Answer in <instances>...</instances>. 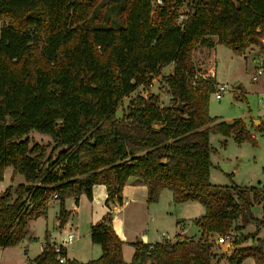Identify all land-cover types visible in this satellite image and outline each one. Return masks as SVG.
<instances>
[{
    "label": "trees",
    "instance_id": "16d2710c",
    "mask_svg": "<svg viewBox=\"0 0 264 264\" xmlns=\"http://www.w3.org/2000/svg\"><path fill=\"white\" fill-rule=\"evenodd\" d=\"M98 1L0 0V180L7 166H13L12 178L20 173L25 179L0 192V247L21 240L28 221L44 212L54 192L63 225L69 215L67 196L84 192L91 197L92 185L103 183L106 203H121L123 187L134 176V183L147 186L149 203L164 188L176 203H201L205 212L193 219L199 237L135 241L127 262L107 212L90 227L92 241L102 248L99 257L63 263L46 244L34 261L218 264L226 254L228 264L247 257L258 264L256 251L239 246L243 238L231 241L219 259L213 250L216 236L227 234L255 202L264 204V185L211 182V133L233 135L238 143L256 139L242 118L228 122L210 115L216 79L203 76L192 52L197 43L222 44L237 55L258 45L264 56V0H191V11L182 20V0H163L153 13L151 0H124L118 24L105 19L109 4L91 16ZM171 63L173 72L163 79L173 101L161 105L150 85ZM261 67L264 76V58ZM139 85L148 95L133 97L118 117L123 99ZM178 100L182 109L176 108ZM260 123L257 130L264 135ZM33 130L50 135V150L49 144H31ZM249 219L264 225L253 215Z\"/></svg>",
    "mask_w": 264,
    "mask_h": 264
},
{
    "label": "rangeland",
    "instance_id": "374dc122",
    "mask_svg": "<svg viewBox=\"0 0 264 264\" xmlns=\"http://www.w3.org/2000/svg\"><path fill=\"white\" fill-rule=\"evenodd\" d=\"M123 1L99 0L91 16L97 14L102 5L109 4L105 11V19L112 24H118L119 10ZM2 25L3 21L0 20V29ZM198 48L200 49L198 53L196 52L198 57L193 60L195 66L204 70L206 74L211 70H216L218 82L227 85L222 98L216 99L215 92L210 95V115L220 116L228 121L235 118L249 121L248 124L244 122L249 131L252 134L254 133L256 139V143L250 141L238 143L234 140L233 135L225 136L219 133H211L209 142L213 147V152L211 153L210 180L215 184L235 183L243 186H263L264 135L257 130V126L261 123L256 124L255 119L264 121V76L257 75V79L252 78L253 74H256L257 66L253 59L263 57L259 53V46L252 47L245 57L235 54L229 47L222 44L210 48L207 47V44L197 43L194 50L196 51ZM205 48H208V53L205 52ZM172 71L173 67L167 65L161 70L160 74L155 75L150 85L149 92L159 98L161 105L171 104L173 101L163 79V76L170 74ZM149 92L145 86L139 85L123 99L122 105L117 110V116L122 115L133 97L138 94L146 96ZM28 136L31 139V144L34 142L49 144L47 150L52 148L53 141L49 134L33 130ZM9 168L11 166H7L6 173L4 170L5 181H8L10 177ZM19 175L23 176L20 173ZM149 206L152 214L149 218L150 222H146L145 232L147 231L150 236H161L162 231L172 236V234L180 231V227L176 224V218H180L185 219L187 222L183 228L186 234L181 235L192 236L195 239L199 237L193 219L204 213V209L198 201L189 200L175 203L171 191L165 189L163 193L160 192L158 200L150 203ZM252 215L261 220V223L264 222V204L262 202H255L250 209L245 211V215L235 222L227 234H221L220 236H226L227 242L230 243L235 238H243L239 246L249 247L252 251H256L258 264H264V225L258 227L254 220L249 219ZM144 221H146V218H144ZM241 224L242 227H235L236 225L241 226ZM176 237L170 238L174 240ZM218 237L219 235L215 238L218 246L213 247L217 259L225 252L224 244L222 245L217 241ZM226 257V254L223 255L218 264H228ZM241 264H256V260L254 257H247Z\"/></svg>",
    "mask_w": 264,
    "mask_h": 264
},
{
    "label": "crops",
    "instance_id": "0c3cea01",
    "mask_svg": "<svg viewBox=\"0 0 264 264\" xmlns=\"http://www.w3.org/2000/svg\"><path fill=\"white\" fill-rule=\"evenodd\" d=\"M261 41L264 42V37L261 38ZM214 46L207 47L213 48ZM254 46H250L241 56L245 57ZM198 49L193 51V60L198 57L196 55V52L200 51ZM204 50L208 53V48ZM168 66L174 67L173 63ZM211 72L215 73L214 78L217 81L216 83H220L216 78V70H211L208 74L204 71L202 74L203 76H208ZM233 120L226 121L232 122ZM244 121L247 124L249 122L247 120ZM253 136H255L254 133ZM9 169V180L5 181V174L3 179L0 180V192L4 191L11 184L16 185L25 182L24 176L21 177L19 173L12 178L13 166ZM6 170L7 167L5 168V173ZM134 178V176H130L128 182L124 185L121 203L111 202L110 205L106 203L108 193L106 185L103 183L92 185L91 197H88L84 192L80 193L77 197L74 195L67 196L64 199V207L69 212V215L63 225H60L58 219L61 201L59 198H50L44 212L28 221L27 232L17 244L0 247V264H37L34 259L43 251L46 244L61 245L65 250L67 259L86 262L97 258L101 255L102 248L99 243L92 241L90 227L107 212L112 213V223L115 232L123 240L122 255L123 259L127 262L133 258L135 252L133 242L135 241L142 239L145 242L154 243L165 240L166 236H168L169 240H173L170 237L174 238L180 234H186L183 228L187 222L185 219L180 218H176V224L180 227V231L172 234V236L162 231L161 236L152 237L147 231L145 232L146 222H150L149 218H151L152 214L149 210L150 203L147 201V186L141 183H134ZM165 189L168 188L162 190L165 191ZM162 190L161 193H163ZM203 209L205 212L204 206ZM144 218H146V221H144ZM197 229L199 234V228L197 227ZM69 234H72L71 238H69ZM223 246H226V244Z\"/></svg>",
    "mask_w": 264,
    "mask_h": 264
},
{
    "label": "built area",
    "instance_id": "2783aa9c",
    "mask_svg": "<svg viewBox=\"0 0 264 264\" xmlns=\"http://www.w3.org/2000/svg\"><path fill=\"white\" fill-rule=\"evenodd\" d=\"M163 4V0H151V10L152 13L158 10ZM192 1L191 0H182V4L179 7V17L180 19H184L187 14L191 11ZM260 31L264 34V25L260 27ZM263 58H254L253 61L256 62V74H253L252 78L257 79V75H263V68L261 67ZM208 76H215L214 72H211ZM227 89V85L225 83H216V91H215V98L220 99L222 98L223 92ZM51 198H58V194L54 192L51 194ZM72 237V234H69V238ZM168 239V236H166ZM218 243L220 244H227L226 236H220L217 238ZM53 248L57 252V257L60 262H66L67 258L64 254L61 253L62 246L59 244H52Z\"/></svg>",
    "mask_w": 264,
    "mask_h": 264
},
{
    "label": "water",
    "instance_id": "95a60500",
    "mask_svg": "<svg viewBox=\"0 0 264 264\" xmlns=\"http://www.w3.org/2000/svg\"><path fill=\"white\" fill-rule=\"evenodd\" d=\"M183 106H184V103L181 100H178L177 101V104H176V108L182 109ZM260 122H261L260 119H255V123L256 124H259ZM230 246H231V243L230 242H227V244L225 246V251L229 250Z\"/></svg>",
    "mask_w": 264,
    "mask_h": 264
}]
</instances>
